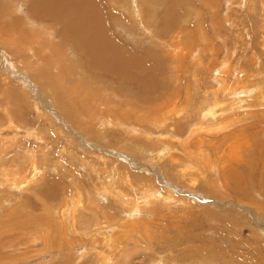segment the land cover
I'll return each instance as SVG.
<instances>
[{
	"label": "rangeland",
	"instance_id": "1",
	"mask_svg": "<svg viewBox=\"0 0 264 264\" xmlns=\"http://www.w3.org/2000/svg\"><path fill=\"white\" fill-rule=\"evenodd\" d=\"M18 1L19 10L14 17L25 25L23 39H27L24 44L31 46L30 51L35 58L31 60L27 57L21 64L16 53L15 58L9 47V50L5 49L6 38H0V48L5 49L3 56L9 60L6 64L0 60V90H13L12 96H16L13 99L17 98L19 102L16 106L24 109L27 121L26 126L22 121L16 122L17 125L27 127L26 129H7L3 124L5 116L8 118L3 112L7 104L0 102V124L4 126L0 127L4 129L0 138L13 139L12 132L18 130L22 136L18 140L24 142L22 145L17 143L19 145L15 149H11L12 141L7 146L0 143V170L13 166L14 171V175L8 177L0 172V264H96L99 251L102 256L108 255L103 253L107 251V247L100 242L108 235L96 236L97 227L93 226L101 218V222L109 220L112 225H117L120 219L133 222L123 210L127 207L128 200H143L142 194L147 187L156 188L163 197L176 196L178 201L170 209H164L161 215L157 213V207L151 212L148 210L143 219L135 218L138 228L125 230L127 235L120 229L122 238L128 236L126 240L133 243L134 239L138 240L141 236L159 239V234H163L168 238L174 237L176 241V237H181L180 234L183 233L185 237L193 239L188 245L202 248L216 245L215 253L225 263L229 262L232 253L233 260L237 256L239 263H251L254 258H259L264 253V233L256 227V224L264 222V104L260 102L262 96L259 97L261 91H264V66L261 63L263 61L264 64V30L260 28L264 20L263 0H92L99 23L97 31L107 35L109 50L115 52L118 48L119 53H123L128 60L123 77L93 71L87 63L88 59L81 55L82 51L75 45L66 50V41L60 29H56L51 21L46 22L34 16L30 0ZM1 3L4 0H0V9L7 11L8 6ZM25 17H33V22L26 24L23 21ZM12 21L13 18L10 17L3 23L11 28ZM19 23L17 21L15 25L12 24L14 30L21 29ZM171 24L175 27L170 34L168 30L171 28L168 25ZM53 28L57 37H54V41L49 44L50 48L45 51L40 48L43 41L33 38L35 42H32L27 35L31 32L30 34L41 38V33L46 29L55 34ZM178 34H182L183 38L181 39V35L179 38ZM20 38L17 36L8 41L15 45V39ZM154 39L158 40L159 45L152 42ZM36 41L40 42L39 47H36ZM17 50L22 51V46H17ZM1 54L0 52V57ZM37 57L42 65L40 67L36 66ZM60 59L63 60L60 62ZM226 61H230L234 67L230 69L231 76L236 75V68L244 71L245 80L240 79L239 87L257 85L261 90L258 91L260 94L253 92L251 100L244 96L242 109L234 108L229 111L224 117L225 121L217 126L226 131L208 141L204 136L206 134L197 132L203 124L200 129H209L208 123L200 122L197 112L200 111L199 108H205V95L210 88L207 95H214L218 90L220 99H226L220 82L214 80L216 73L210 74L219 66L223 68L221 65ZM57 62L62 66L54 67ZM40 68L51 73L48 74L49 78L45 73H39ZM141 70H146V73L143 75ZM70 71H76L77 74L74 75L77 78L69 76ZM260 73L263 74L261 77L258 75ZM229 79L231 83L233 81L232 84L237 82L236 78ZM235 84L237 87V83ZM84 93L87 95L86 100L83 99L86 96ZM69 96L76 101L69 100L68 103ZM231 98L227 100L230 103ZM3 99L0 96V100ZM87 100L93 106L99 105L95 101L104 105L109 102L108 106L113 105V120L126 127L129 125L127 129L135 131H128L129 134L132 133L130 135L125 134L126 128L116 123L107 129H89L90 125H97L96 121L89 120ZM257 100L259 103H256ZM202 103L204 104L201 105ZM54 109L62 113L61 119L56 117ZM158 122L159 125L156 124ZM190 129H194L196 133ZM31 130H35L34 133ZM28 131L41 136L43 140L24 136ZM161 133L164 135L161 136ZM173 135L185 142L191 138L192 143H187L194 145L193 152L197 151L196 148H204L213 150L214 154V145L216 148L220 147L217 150L218 161L226 163L228 160L223 178H219L216 183H207L205 180L210 176L203 180L195 172L189 173L191 170L178 168L176 172L175 169L171 171V162L175 159L172 157L176 156L178 159L184 156L180 139H175ZM162 141H171L170 147L173 150L170 154L162 150L163 155L158 156L156 148L162 149ZM149 145L151 146L148 147ZM224 154L225 158L222 157ZM14 158L16 164L23 158H26L27 164L33 158L37 161L41 174L33 183L21 185V178L25 176L21 171L16 173L18 169L13 162ZM181 173L191 175L182 176ZM74 199L80 204L77 205ZM185 203L187 205L184 206ZM61 207L67 220L65 235L59 215ZM73 220L74 230L71 229ZM34 225L39 227L35 229ZM144 228H149L153 234L145 232ZM30 231L34 234H30ZM109 235L115 237L116 233L112 230ZM141 240L145 241L144 238ZM164 241L168 239H163L160 243ZM237 243L252 249L243 252L244 245L238 246ZM51 244H55V247ZM183 247L179 245L175 249V257L180 259ZM234 248L237 251L235 254ZM145 249L148 247L145 246ZM141 252L142 255L133 258L132 264H150L147 255H151V251ZM215 260L210 264H222L221 260ZM238 262L235 261V264Z\"/></svg>",
	"mask_w": 264,
	"mask_h": 264
},
{
	"label": "bare ground",
	"instance_id": "2",
	"mask_svg": "<svg viewBox=\"0 0 264 264\" xmlns=\"http://www.w3.org/2000/svg\"><path fill=\"white\" fill-rule=\"evenodd\" d=\"M83 3H81V0H30L32 4V13H34V16L35 17H38L39 19H42L43 21L45 20L46 22L48 21H51L55 28L56 29H60L61 30V35L63 38H65V48L66 50H68V48L70 49L71 46L74 47V45L77 47V49L81 50L82 51V54L84 56V58H87L88 61L87 63L91 66L92 70H96V71H101V72H104V73H111V74H114L118 77H123L125 75V72H126V66H128V60L125 58V55L123 53H119L118 51V48L115 49V52L112 51V50H109V47L107 45V35L106 34H102L101 32L99 33V31H97L98 29V25L99 23H97V19H96V14H95V9H94V6H95V3L93 1L92 3V0L90 1L91 3H89V1L87 0H82ZM233 1V0H232ZM29 2V1H28ZM19 1L18 0H4V3H1L2 5H6L8 6V10L7 11H3L0 9V38H6L5 39V49L7 47L10 48L11 50V53L14 55V57L16 58L15 56V53L16 55H18V60L21 64H23V61L28 57L32 60V58H35L34 57V54L30 51L31 49V46H28L26 44H24L25 42V39L27 38H24L23 39V32L26 30L25 28V25H22L20 22V19H16L14 17V14L17 13V11L19 10L17 6L18 5ZM230 4H232V2L230 1L229 2ZM4 7V6H3ZM262 7H264V0L262 1ZM133 10V9H131ZM21 11V9H20ZM263 11V10H262ZM98 12V11H97ZM140 12H141V9H140ZM146 14V13H145ZM140 15V14H139ZM33 16V15H32ZM13 18V21L11 22V28H8L7 25H5L3 22L7 19V18ZM34 17V18H35ZM33 18V17H32ZM31 17H25L24 18V22L26 24H31L33 22V19ZM37 18V19H38ZM257 18V16H256ZM15 19V20H14ZM42 20H40V22H42ZM18 21L19 23V26H21V29H15L14 30V26L15 25L14 23H16ZM107 21V20H106ZM99 22V21H98ZM102 22V20L100 21ZM104 22V20H103ZM102 22V23H103ZM182 22V21H181ZM185 23V22H184ZM13 24V25H12ZM98 24V25H97ZM103 24H106V23H103ZM101 24V25H103ZM174 24V23H173ZM28 26V25H26ZM171 29L168 30L169 32L170 31H173L174 30V27L173 25H168ZM103 27V26H102ZM180 27V26H179ZM182 27V26H181ZM24 28V29H23ZM100 28V27H99ZM167 28V27H166ZM185 28V27H183ZM181 28V30L183 29ZM260 28L262 30H264V20L262 22V27L260 26ZM41 29V28H40ZM122 29V28H121ZM173 29V30H172ZM180 29V28H178ZM102 30V29H101ZM176 30V29H175ZM187 30V29H186ZM20 31V32H19ZM53 32H55V34H53L51 31L49 30H44L42 33H41V38H37L36 35H32V34H27L29 36V38L32 40V42L37 39L38 41H43V46L40 47L42 48L43 51L47 50V48H50V45H51V41L53 42L54 40V37L56 36L57 37V32L54 30H52ZM176 32V31H175ZM179 32V31H178ZM27 33V31H26ZM38 33V32H37ZM40 33V31H39ZM182 33V31H181ZM153 34V33H152ZM171 34V32H170ZM175 34V33H174ZM38 35V34H37ZM177 35V33L175 34ZM179 35V34H178ZM181 35V39L183 38L182 34ZM180 35H179V38H180ZM17 36H20L21 38L18 40V39H15L16 41L15 42V45L14 44H10V42L8 40H12L13 38L17 37ZM26 36V35H25ZM27 37V36H26ZM177 38V37H176ZM174 38V39H176ZM23 39V40H22ZM40 39V40H39ZM29 40V39H28ZM158 41V40H157ZM157 41H154L152 40V42H154V44H157L159 45V43H157ZM180 41V40H179ZM23 42V43H22ZM60 42H62L60 40ZM59 42V44H60ZM151 42V41H150ZM151 42V43H152ZM9 43V44H8ZM37 43V46L36 47H39L38 44H40V42ZM35 43V44H36ZM50 44V45H49ZM213 44V43H212ZM48 45V46H47ZM14 46V47H13ZM17 46H22V51H19L17 50ZM60 47L62 45H59ZM246 46V45H245ZM2 47V46H1ZM30 47V48H29ZM211 47V46H210ZM38 48L39 51H41V49ZM4 49V50H5ZM8 49V48H7ZM55 49H59V48H55ZM3 49L1 50L0 48V52L2 53L1 57H0V60L1 61H4V63L6 64V61H9L7 57H4L3 54L5 53ZM9 50V49H8ZM62 50V49H61ZM61 50H56L57 52L61 51ZM35 51V50H33ZM76 52H78L77 50H75ZM74 52V54L76 53ZM127 52V51H126ZM131 52V51H130ZM18 53V54H17ZM64 53V52H63ZM79 53V52H78ZM128 53V52H127ZM126 53V54H127ZM80 54V53H79ZM8 55V53H7ZM11 55V54H10ZM76 55V54H75ZM215 55V53H214ZM82 56V57H83ZM213 56V55H212ZM228 56V55H227ZM13 57V56H12ZM13 57V59H14ZM39 57V56H38ZM37 57V60H38V64L36 63V66L37 67H40L42 65H40V57L38 58ZM60 57V56H59ZM62 57V56H61ZM68 57V56H67ZM218 58V57H217ZM63 59H60V62L62 61ZM217 60V59H216ZM11 61V60H10ZM214 61V60H213ZM257 61V60H256ZM255 61V62H256ZM60 62H57L56 65L57 66H54V67H61L62 65H60L59 63ZM212 62V61H211ZM216 63V62H215ZM219 63V62H218ZM262 65L264 66L263 64V61H261ZM8 64V62H7ZM68 64V63H67ZM217 64V63H216ZM236 64V63H235ZM13 65V63H12ZM71 65V64H70ZM213 65V64H212ZM241 65V64H240ZM8 66L10 67V65L8 64ZM72 66V65H71ZM223 66V68H227L228 70H223L222 67H218V68H215L214 69V72H210V74H214L216 73V76L214 77V80L216 82H220V87L222 88L223 90V95L224 96H227L226 99H220L219 95H218V90L217 92L214 93V95H207L208 94V90L210 91V89L207 90L206 92V95H205V98H206V101L204 102L206 104L205 108L204 109H200L199 107V115H200V122L201 123H204L209 125V129H200L202 128V125L198 130L197 132H200V134L203 132V134H206L204 136H206V140H211L212 137H216L217 134H221V132H225L226 129H222V127H217L218 125H220L222 123V121L224 122V117L227 116L228 112L231 111L232 109H242V107L244 106V96H248L250 97L251 94H253V92H257L259 93L258 91L261 90L260 87H258L256 85V87L254 86H251V85H245L243 87H239L241 84H240V79L244 78L243 75L245 74L243 70H240L238 68H236V75H233L231 76L232 74L230 73V69L233 67L230 63V61H226L225 64L221 65ZM15 69H18L16 66H14ZM53 67V68H54ZM141 67V66H140ZM212 67V66H211ZM50 68V67H49ZM68 68V67H67ZM234 68V67H233ZM14 69V70H15ZM41 71L39 72L40 74L42 73H45L46 74V77L49 78L48 74L50 72H47V69H44V68H40ZM39 69V70H40ZM19 70V69H18ZM234 70V71H235ZM244 70L246 71V69L244 68ZM37 71V70H36ZM55 71V70H54ZM62 71V70H61ZM59 71V72H61ZM211 71V70H210ZM233 71V70H232ZM264 71V70H262ZM229 72V73H228ZM9 73V72H8ZM141 73L144 75L146 73V70L145 72H143V70H141ZM219 73V74H218ZM38 74V75H40ZM51 74V73H50ZM49 74V75H50ZM74 74H77L76 71H70L69 72V76H73ZM137 74V73H136ZM219 76H218V75ZM230 74V75H229ZM254 74V72H253ZM251 75V74H249ZM260 75L259 77H261V75H263L262 73L258 74ZM45 76V75H44ZM139 76V75H138ZM248 76V74L246 75ZM254 76V75H253ZM257 76V75H256ZM264 76V75H263ZM41 77V76H40ZM54 77V76H53ZM74 77H76V75H74ZM141 77V76H140ZM28 78V77H27ZM77 78V77H76ZM137 77H135L136 79ZM202 78V77H201ZM229 78H236L235 83H237V87L235 86L236 84H232L231 81H229L230 79ZM253 78V77H252ZM197 79V77H196ZM203 79V78H202ZM249 79V78H248ZM130 80V79H129ZM245 80V79H243ZM261 80V79H260ZM147 81V80H146ZM229 81V82H228ZM249 81L251 82L252 80L249 79ZM64 83V82H63ZM66 83V81H65ZM246 83V82H245ZM60 84H62L60 82ZM145 84V83H144ZM219 84V83H218ZM247 84H250V83H247ZM257 84V83H256ZM141 85V84H140ZM207 85V84H206ZM234 85V86H233ZM260 85V84H259ZM264 85V84H263ZM63 86V85H61ZM214 86V85H213ZM261 86V85H260ZM211 87V85L209 86ZM207 87V88H209ZM253 87V88H252ZM213 88V87H212ZM82 89V88H81ZM263 89V87H262ZM41 90V88L39 89ZM215 90V91H216ZM13 90L11 89L10 90H0V96H2V99L3 100H0V102H4L6 105V108L3 110V112H5V114L8 116V118H6L5 116V122L3 121V124L5 126H7V129H26L24 126L27 125V121L25 120L26 117L25 115L23 114L24 112V109H21L20 106H16L18 102L17 98H14L13 97H16L15 95L12 96ZM42 91V90H41ZM59 91V90H58ZM193 91V90H192ZM214 91V89H213ZM66 92V90L64 91ZM82 92H83V89H82ZM194 92V91H193ZM58 93V92H57ZM86 93V92H85ZM84 93V95H86ZM170 93V92H168ZM67 95V93H65ZM76 94V93H74ZM79 94V93H78ZM83 94V93H82ZM81 94V95H82ZM260 94V93H259ZM83 95V96H84ZM255 95V94H254ZM254 95L252 97H254ZM45 95H43L44 97ZM168 96V95H167ZM213 98H212V97ZM262 96V97H261ZM75 97V96H74ZM233 99H232V98ZM261 97V103L264 104V91H261V95L259 96ZM68 103H69V100L71 101H76V99L74 98L73 100L71 98L73 97H68ZM87 98V95L83 97L84 100H86ZM231 98L232 99V102H228L227 100ZM12 99V100H11ZM248 100H251L252 98H247ZM255 98H253L254 100ZM7 100H10L7 102ZM47 100V99H46ZM59 100V99H58ZM83 100V102H84ZM204 100V99H203ZM230 100V99H229ZM6 101V102H5ZM20 101V100H19ZM43 101V100H42ZM53 101V99H52ZM86 102H88V105L87 107L89 109H87L89 111L88 115L90 116V122L91 120H94L96 121V125L98 126H95V125H90V128L89 129H107L113 125H115V122L112 118V115L113 117L115 116L113 110H112V107L113 105L111 106H108V104H110L109 102H106L107 105H104L103 103L99 102V101H95L96 104H99L98 106H93L90 104V102L87 100ZM85 102V103H86ZM3 103V104H4ZM43 103H45V101H43ZM73 103V102H72ZM204 103H202L201 105H203ZM247 103V102H246ZM256 103H259L258 100L256 101ZM42 105V104H41ZM44 105V104H43ZM46 106L48 105L47 103L45 104ZM51 105V104H50ZM54 107H55V104L53 103ZM115 105V104H114ZM252 105V104H251ZM73 106V105H71ZM116 106V105H115ZM248 106V105H247ZM258 106V105H257ZM261 106V105H260ZM22 107V106H21ZM74 107V106H73ZM82 107V106H81ZM246 107V106H245ZM24 108V107H23ZM76 108V107H75ZM8 109V110H7ZM90 109H96L95 111L93 110H90ZM195 109V108H194ZM220 109V110H219ZM248 109V107H247ZM254 109H256L254 107ZM46 110V109H45ZM49 110V109H48ZM64 110V108H63ZM99 110V111H98ZM2 111V110H1ZM39 111V110H38ZM101 111V112H100ZM49 112V111H48ZM54 112L56 117L60 118V114L62 115V113H60L59 111H57V109H54ZM125 112V111H124ZM2 113V112H1ZM27 112H25L26 114ZM233 113V112H231ZM236 113V111H235ZM3 114V113H2ZM124 114V113H123ZM53 115V114H52ZM67 115V114H66ZM79 115V114H78ZM126 115V114H124ZM226 115V116H225ZM71 116V115H70ZM123 116V115H122ZM127 116V115H126ZM135 116V115H134ZM69 117V115H68ZM72 117V116H71ZM70 117V118H71ZM125 117V116H124ZM73 118V117H72ZM117 118V117H115ZM1 119V118H0ZM3 119V118H2ZM61 119V118H60ZM67 119V118H66ZM228 119V118H227ZM226 119V120H227ZM19 121H22L25 123L24 126H21V125H17L16 122ZM30 120V119H29ZM155 120V119H154ZM124 121V120H122ZM179 121V120H177ZM89 122V123H90ZM125 122V121H124ZM122 122V123H124ZM160 123H164V122H161L159 121ZM159 122L156 123L159 125ZM227 122V121H226ZM232 122V121H231ZM1 123V121H0ZM95 123V122H94ZM130 123V122H129ZM200 123V124H201ZM3 124H0V127L3 126ZM125 124H127L125 122ZM235 124V123H234ZM233 124V125H234ZM116 125H122V127L126 128L125 129V134H129L128 131H135V130H132V129H127V127L129 125H127V127L123 124L120 123H116ZM132 125V124H131ZM232 125V124H231ZM236 125V124H235ZM199 126V125H198ZM230 126V125H228ZM4 127V126H3ZM177 127V126H176ZM123 128V129H124ZM134 128V127H133ZM196 128V127H195ZM224 128V127H223ZM227 128V126H226ZM88 129V127H87ZM120 129V128H119ZM30 130V129H28ZM146 130V129H145ZM179 130V129H178ZM194 129H190V131H193ZM225 130V131H224ZM4 129L0 128V134H3ZM8 131V130H7ZM27 131V130H26ZM33 133L34 131L31 130ZM31 131H28L25 133L24 136H34V138H37V139H40V140H43L41 136L37 135L36 136L31 132ZM113 131V130H112ZM151 131V130H150ZM172 131V129H171ZM195 131V130H194ZM100 132V131H99ZM104 132V131H103ZM137 132V131H136ZM148 132V131H147ZM182 132V131H181ZM13 133V139H6V138H0V143L3 144H7L10 143V141H12V148L15 149V146L19 145V144H24V142H20L18 139V137H22L20 136L18 130H15L12 132ZM150 133V132H149ZM148 133V135H149ZM190 133V132H189ZM196 133V131H195ZM232 133V132H231ZM39 134V133H38ZM132 134V133H130ZM129 134V135H130ZM199 134V135H200ZM23 135V134H22ZM161 136L164 135V133L160 134ZM196 135V134H195ZM172 136V135H171ZM188 136V135H187ZM191 136L192 133H191ZM190 136V137H191ZM202 136V135H201ZM5 137V136H4ZM147 137V136H146ZM149 137V136H148ZM173 137L176 139L178 138V136H174ZM171 137V138H173ZM194 137V136H193ZM219 137V136H218ZM8 138V137H7ZM12 138V137H11ZM44 138V137H43ZM132 138V137H131ZM188 138V137H187ZM104 139V137H103ZM159 139V138H158ZM161 139V138H160ZM170 139V138H169ZM180 139V138H178ZM191 138L187 139L186 142L185 141H181V139L179 141L180 142V146L181 144L183 145V153H184V156H182V158H178L176 156L172 157V158H175L172 160L171 162V171H173L175 169V172L179 169H186L187 171L188 170H191V172L189 173H196L198 174L199 176H202L203 177V180L207 179L209 176V178L207 180H205V182L208 183V181H216L220 178H223V175L225 173V169L228 167L227 166V161L226 163H222L220 161H218L219 159V153L217 152L218 148L220 147H217L216 148V145H214V154H212L213 150H210V149H199V148H196L197 151L196 152H193L192 149L194 147L189 145V141ZM196 139V138H195ZM131 140V139H130ZM164 140V139H163ZM216 140V139H215ZM38 141V140H37ZM136 141V140H135ZM151 141V140H150ZM149 141V142H150ZM178 141V140H177ZM200 141V140H199ZM226 141V140H225ZM20 142V143H19ZM87 142V141H86ZM159 143H161V140H158ZM165 142V141H164ZM185 142V143H184ZM188 142V143H187ZM230 142V141H229ZM19 143V144H17ZM155 143V142H153ZM158 143V144H159ZM192 143V141L190 142ZM236 143V142H235ZM35 144V143H34ZM41 144V143H40ZM170 144H172L171 141L169 142H165L163 143L162 141V149H159L156 148V152L158 153V156L160 155H163V152H166V153H171L173 148H171ZM200 144V143H199ZM213 144V143H212ZM86 145V144H85ZM151 145H149L148 147H150ZM199 146V145H198ZM235 146V145H234ZM21 147V146H19ZM35 147V145H34ZM37 147V146H36ZM200 147V146H199ZM203 147V146H202ZM211 147V146H210ZM25 148V147H24ZM29 148V147H27ZM7 149V148H6ZM19 149V148H18ZM152 149V148H151ZM195 149V150H196ZM199 149V150H198ZM155 150V149H154ZM163 150V152H162ZM224 150V149H223ZM236 150V149H235ZM175 151H178V150H175ZM181 151V150H180ZM148 152V151H147ZM149 153V152H148ZM182 153V152H181ZM221 153V152H220ZM34 154V153H33ZM9 155V154H8ZM176 155V154H175ZM233 155V154H232ZM132 156V155H131ZM225 154L224 156H222L223 158H225ZM31 157V156H30ZM37 157V156H36ZM215 157V159H214ZM229 157V156H228ZM16 158V157H15ZM14 158V160H15ZM32 158V157H31ZM177 159V161H176ZM30 160V159H29ZM15 164H16V160L13 161ZM40 162V160L38 161ZM225 162V161H224ZM8 163V162H7ZM232 163V162H231ZM40 164V163H39ZM41 165V164H40ZM17 169L18 171L16 173H18L19 171H21L22 174H24L25 177L21 178V185H24V184H31L33 183L34 179L36 177H38V175L41 174V170L40 168L38 167V164H37V161L33 158L32 160H30L29 164H27V161H26V158L22 161H19L17 164ZM119 170V169H118ZM1 173L5 174L6 177H8V175H14V171H13V166L12 167H8V169H1L0 170ZM9 172V173H8ZM183 172V171H182ZM15 173V175H16ZM7 174V175H6ZM100 175V174H99ZM116 175V174H115ZM115 175H114V178H115ZM121 175V174H120ZM182 176H187V175H191V174H188V173H181ZM17 176V175H16ZM23 176V175H21ZM4 177L7 181V178ZM11 177V176H10ZM111 176H109L110 178ZM113 177V176H112ZM233 177V176H232ZM235 177V175H234ZM233 177V178H234ZM210 178H212L213 180H210ZM225 178V176H224ZM15 179V178H14ZM118 179V178H117ZM202 179V178H200ZM219 179V180H220ZM12 180V179H11ZM10 180V181H11ZM16 181V180H15ZM19 181V179H18ZM17 181V182H18ZM219 182V181H218ZM15 183V182H14ZM213 183V185L215 184ZM16 184V183H15ZM18 184V183H17ZM13 185V184H12ZM217 185V184H216ZM20 186V184H19ZM211 186H212V183H211ZM215 186V185H214ZM220 186V185H219ZM222 187V186H221ZM18 188V187H17ZM63 188V187H62ZM61 188V189H62ZM107 188V187H106ZM188 188V187H187ZM19 189V188H18ZM108 189V188H107ZM222 189V188H221ZM106 190V189H105ZM103 190V191H105ZM24 191V190H23ZM111 191V190H110ZM109 191V192H110ZM17 192V191H16ZM61 193V192H60ZM104 195H105V192H103ZM102 193V194H103ZM109 194V193H107ZM106 194V195H107ZM111 194V193H110ZM109 194V195H110ZM118 194V193H117ZM121 194V193H120ZM53 195V194H52ZM64 195V194H63ZM66 195V194H65ZM54 196V195H53ZM67 196V195H66ZM64 196V198L66 197ZM123 196V195H122ZM130 196V195H129ZM143 200L139 199V200H128V204L126 205L127 207V210L126 208L123 210L125 215L128 216L129 219H133V222H127L126 220L124 221L123 219H120L117 223V225H112V223L109 222V220L105 221V222H101L102 221V218L100 219L99 222L96 223V226H93V227H97V230H95V235L96 236H101V235H108L106 238H104V240L102 239L100 242L102 243V245H104L105 247H107V251L103 252L104 254H108L107 256H102L100 254V251L98 253V255L96 256L97 260H96V264H132V260L133 258L139 256V255H142V252L141 251H146V250H150L151 251V255H147V259L150 258V264H210V263H213L212 260H215L216 262H218L219 260L222 261V264H235V261L236 263L238 262V259L235 257V261L233 260L234 256L231 254L230 258H229V262L228 263H225V260H223L219 254H216L215 253V246H209V247H197V246H194V245H188V244H191L193 242V239L192 238H188V237H185L182 234L181 237L178 238V236L176 237V241H175V238H171V237H165V235L163 234H159L161 235L159 239L157 238H151V237H147V235L145 236H141V237H138V240L134 239L133 243H131L129 240H126V238H122V234L120 233V229L123 231H121L122 233H125V230H128L129 228H133V229H136L138 228V224H135V218L137 219H143V217H146V214L148 213V210L151 212L153 210H156L157 208V213H159L160 215L162 214V211L164 209H170V207L172 205H176V202L178 201L176 196H167V197H163L162 194L154 187H147L143 194ZM55 197V196H54ZM53 197V198H54ZM77 198V197H75ZM131 198V197H130ZM174 198V199H173ZM176 198V199H175ZM47 199V198H46ZM56 199V197H55ZM79 199V197H78ZM87 199V198H86ZM129 199V198H128ZM132 199V198H131ZM52 200V199H51ZM124 200V199H123ZM56 201V200H55ZM70 201V200H69ZM74 201L77 202V200L74 199ZM73 201V203H74ZM83 201V199H82ZM176 201V202H175ZM61 202V201H60ZM186 202V201H184ZM183 202V203H184ZM65 203V202H64ZM71 203H72V198H71ZM79 205V201L77 202ZM59 204V203H58ZM66 204V203H65ZM179 204V203H178ZM236 204V203H234ZM60 205V204H59ZM62 205L65 207V208H68L67 205H64L62 203ZM61 205V206H62ZM76 205V203H75ZM74 205V206H75ZM122 205H124L122 203ZM183 205V204H182ZM187 205L186 203L184 204V206ZM237 205V204H236ZM247 205V204H246ZM74 206H73V209H74ZM125 206V205H124ZM60 208V206H59ZM82 209V208H81ZM153 209V210H152ZM246 209H248L246 207ZM57 210H59L57 208ZM78 210V209H77ZM47 211V210H46ZM69 211V209H68ZM73 211V210H72ZM54 212V211H53ZM58 213V211H57ZM100 213V212H99ZM54 214H56L54 212ZM103 214V213H102ZM61 219H62V226L64 227L65 229V224H66V214H65V211L63 210V207H61V210H60V213H59ZM74 215V213H73ZM101 215V214H100ZM96 216V215H95ZM103 216H106V214H103ZM59 217V216H58ZM45 219V218H44ZM43 219V220H44ZM60 219V221H61ZM96 219V218H95ZM128 220V219H127ZM42 221V220H41ZM51 221V220H50ZM48 222V221H46ZM53 222V221H52ZM55 222V221H54ZM72 222V221H71ZM96 222V220H95ZM49 223V222H48ZM58 223V222H57ZM116 224V223H115ZM38 225V224H36ZM36 225H34L35 229L38 228L36 227ZM44 225V223H43ZM47 225V224H46ZM58 225V224H57ZM60 225V224H59ZM68 225V224H67ZM90 225V223H89ZM140 225V224H139ZM144 225V224H142ZM55 226H56V222H55ZM73 226V227H72ZM72 226H71V229L74 230V226H75V220H73V223H72ZM43 228H45L44 226H42ZM51 227V226H50ZM88 227V226H87ZM256 227L258 228V231L260 232H263L264 233V222L261 224H256ZM33 228V227H32ZM31 228V229H32ZM57 228V227H56ZM67 228V227H66ZM89 228V227H88ZM87 228V229H88ZM146 228V227H145ZM143 229L145 232H151V234H153V231H151L149 228L147 229ZM34 229V228H33ZM50 230V228H48ZM63 229V228H62ZM104 229V230H103ZM29 230V229H26V231ZM46 230V229H45ZM48 230V231H49ZM52 230H55V229H52ZM103 230V231H102ZM114 230L115 233H116V236L115 237H112L109 235V233ZM32 231V230H31ZM30 231V234L33 233ZM41 231H44L41 230ZM47 231V232H48ZM64 231V235L67 233V229L63 230ZM76 231V230H75ZM94 231V230H93ZM69 232V231H68ZM73 232V231H72ZM129 232V231H128ZM43 233V232H42ZM57 233V232H56ZM55 233V235H56ZM134 233V232H133ZM34 234V233H33ZM46 234V233H45ZM58 234V233H57ZM126 234V233H125ZM128 234V233H127ZM126 234V235H127ZM155 234V233H154ZM78 235V234H77ZM176 235V234H175ZM33 236V235H32ZM44 236V235H43ZM63 236V235H62ZM131 236V235H129ZM150 236V235H149ZM171 236V235H170ZM40 237V236H39ZM124 237V236H123ZM28 238V237H27ZM34 238V237H33ZM137 238V236H136ZM142 238L145 239L146 243L142 242L143 240H141ZM221 238H225L223 236H221ZM32 239V238H31ZM39 239V238H38ZM58 239V238H57ZM163 239H168V241H164V242H161L160 241H163ZM195 239V238H194ZM37 239H35V242H36ZM132 240V238H131ZM196 240V239H195ZM199 240L201 241V239L199 238ZM39 241V240H38ZM56 241V240H55ZM58 241V240H57ZM211 241V240H210ZM44 242V241H43ZM230 242V241H229ZM12 243V242H11ZM37 243V242H36ZM52 243V242H51ZM16 244V243H15ZM77 244V243H76ZM216 244V243H215ZM17 245V244H16ZM35 245V244H34ZM52 247L54 246L55 247V244H51ZM179 245H183V249L181 250L182 251V254H180V259L178 257H175V249L179 247ZM196 245V244H195ZM238 246H243L244 245V250L243 252H249L252 248L249 247V246H245V244H239L237 243ZM145 246L148 247V249H145ZM264 247V246H263ZM95 248H97L95 246ZM260 248V247H258ZM16 249V248H15ZM53 249V248H52ZM105 249V250H106ZM216 249V248H215ZM263 249V248H261ZM202 250V253H200V251ZM223 250V249H222ZM225 250V249H224ZM233 250V249H232ZM50 251V250H49ZM221 251V250H220ZM263 251V250H262ZM195 252H198V253H195ZM226 251H224L225 253ZM102 253V254H103ZM150 253V252H149ZM179 253V252H178ZM200 253V255H199ZM237 253V251L235 250L234 248V254ZM242 253V252H241ZM254 253V252H253ZM226 254V253H225ZM224 254V255H225ZM239 254V253H238ZM256 254V253H255ZM223 255V256H224ZM228 255V254H226ZM225 255V256H226ZM240 255V254H239ZM244 255V254H243ZM257 255V254H256ZM222 256V257H223ZM233 256V257H232ZM244 257V256H243ZM146 258V257H145ZM224 258V257H223ZM225 259V258H224ZM246 260V259H244ZM240 262H243L240 261ZM238 264H264V253L261 254L259 256V258H254V260L250 263V262H244V263H239Z\"/></svg>",
	"mask_w": 264,
	"mask_h": 264
}]
</instances>
